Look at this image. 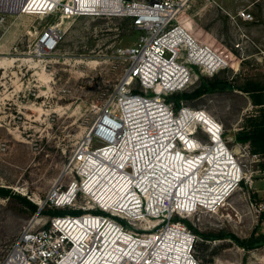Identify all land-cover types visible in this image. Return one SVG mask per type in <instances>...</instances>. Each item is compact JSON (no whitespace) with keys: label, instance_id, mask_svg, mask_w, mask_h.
I'll return each mask as SVG.
<instances>
[{"label":"built area","instance_id":"1","mask_svg":"<svg viewBox=\"0 0 264 264\" xmlns=\"http://www.w3.org/2000/svg\"><path fill=\"white\" fill-rule=\"evenodd\" d=\"M13 1L0 0V11L6 13ZM16 1L21 14L55 16L57 21L40 33L42 52L58 47L63 20L73 17L128 18L143 34L135 44L119 48L128 62L126 73L73 152L69 167L75 179L48 192L4 264H200L197 237L182 219L217 209L245 178L241 173L218 179L217 165L203 167L197 131L210 147L217 143L197 120L207 112L176 111L166 98L202 75L218 74L228 60L178 20L180 0ZM135 84L140 92L133 91ZM214 120L219 146L238 163L223 126ZM214 153L220 156L217 149ZM46 208L81 213L45 219L41 212Z\"/></svg>","mask_w":264,"mask_h":264},{"label":"rangeland","instance_id":"2","mask_svg":"<svg viewBox=\"0 0 264 264\" xmlns=\"http://www.w3.org/2000/svg\"><path fill=\"white\" fill-rule=\"evenodd\" d=\"M179 3L178 20L189 24L199 40L228 54L229 66L214 76L202 75L167 102L176 111L204 110L216 119L245 178L225 205L182 221L197 237L200 264H264V245L247 250L230 238L202 237L264 234V154L235 139L260 113L251 86H264V0ZM12 4L6 13L0 11V188L11 191L0 196V264L48 192L75 179L69 167L73 152L126 73L128 62L119 48L143 34L128 18L73 17L63 20L58 47L42 52L40 33L57 21L55 16L21 14L17 1ZM133 91L140 92L137 84ZM196 136L208 142L200 129ZM24 199L38 208L32 211ZM50 211L56 209L46 208L41 215L47 219Z\"/></svg>","mask_w":264,"mask_h":264},{"label":"trees","instance_id":"3","mask_svg":"<svg viewBox=\"0 0 264 264\" xmlns=\"http://www.w3.org/2000/svg\"><path fill=\"white\" fill-rule=\"evenodd\" d=\"M251 91L253 92L251 96L253 100V104L257 107H260V113L256 118H252L251 122L249 123L247 127H245L243 130L239 131L236 134L235 139L238 142H244V143L249 142L255 153L264 154V86L253 85V87L251 86ZM199 92L200 91H198L196 94H198ZM10 194H11L10 190L0 188V196L4 197ZM24 200L26 204L30 207V209H32V211H35L38 208L35 204L31 203L30 201H27L26 199ZM49 213H51L52 215H64L68 213L79 214L81 212L80 211L56 210V211H50ZM186 223L190 226L188 222ZM202 237L204 240L205 239L213 240V238L214 239L230 238L234 240L239 246L247 250H251V249L264 245V234L263 233L257 234L254 232L247 239H240L239 237H237L236 235L232 233H222V234L215 235L212 237L202 235Z\"/></svg>","mask_w":264,"mask_h":264},{"label":"bare ground","instance_id":"4","mask_svg":"<svg viewBox=\"0 0 264 264\" xmlns=\"http://www.w3.org/2000/svg\"><path fill=\"white\" fill-rule=\"evenodd\" d=\"M184 25L185 27L190 29L189 24H184ZM210 117L211 119H209V117L205 115L204 112L202 115L197 116V120L203 121L204 125L215 134L216 139L215 138L214 139L217 141V143L215 144L216 146L213 148L210 147V142L209 143L201 142V145L203 147V152H202L203 159H201L202 162L201 164L206 169H209V166L213 167L217 165L219 167L217 172L220 174V176L217 177L218 179H220L221 176L224 175L228 176L230 174H231L230 176L232 177L238 176L242 173L241 168L238 165V163L235 161L234 157L231 156L230 151H227L223 144L219 146L220 140L218 139L219 137V133L217 132L218 127H216L217 124L214 118H212V116ZM214 149H217L218 155H220L219 157L214 153ZM162 164L166 165V162ZM221 200L222 202L220 203V205H223L227 200V198L224 199V197H222ZM210 211H212V209H210Z\"/></svg>","mask_w":264,"mask_h":264},{"label":"crops","instance_id":"5","mask_svg":"<svg viewBox=\"0 0 264 264\" xmlns=\"http://www.w3.org/2000/svg\"><path fill=\"white\" fill-rule=\"evenodd\" d=\"M227 60H229L228 54H226L223 50L217 49Z\"/></svg>","mask_w":264,"mask_h":264}]
</instances>
